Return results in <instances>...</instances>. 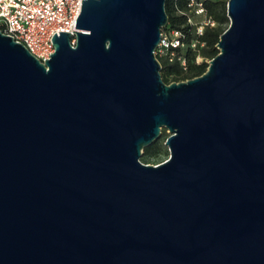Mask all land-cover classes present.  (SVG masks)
<instances>
[{
    "label": "water",
    "instance_id": "water-1",
    "mask_svg": "<svg viewBox=\"0 0 264 264\" xmlns=\"http://www.w3.org/2000/svg\"><path fill=\"white\" fill-rule=\"evenodd\" d=\"M228 16L171 83L166 0H83L46 61L0 27V264H264V0Z\"/></svg>",
    "mask_w": 264,
    "mask_h": 264
},
{
    "label": "built area",
    "instance_id": "built-area-1",
    "mask_svg": "<svg viewBox=\"0 0 264 264\" xmlns=\"http://www.w3.org/2000/svg\"><path fill=\"white\" fill-rule=\"evenodd\" d=\"M197 6L196 13L204 14L202 2L190 3ZM83 0H0V27L25 46L42 61L50 59L56 48L53 37L60 31L73 34L72 44L76 43L74 30L78 31L77 19L82 12ZM191 20V19H190ZM192 21V20H191ZM215 22L204 18L197 24V33L201 35L205 24ZM184 34L177 29L162 30V39L156 49L158 57L169 61L178 60L187 68L185 57L177 48L185 45ZM196 46V42L192 44ZM201 57H198L200 61Z\"/></svg>",
    "mask_w": 264,
    "mask_h": 264
},
{
    "label": "trees",
    "instance_id": "trees-1",
    "mask_svg": "<svg viewBox=\"0 0 264 264\" xmlns=\"http://www.w3.org/2000/svg\"><path fill=\"white\" fill-rule=\"evenodd\" d=\"M193 0H166V10L169 15V23L164 30L177 29L183 32L185 45L177 50L186 59L187 68L180 61H169L165 57H159L162 63V76L165 82L182 81L202 75L208 69V59L214 58L219 52L217 44L222 33L229 27L228 16L229 0H194L202 2L204 14H197V6L190 3ZM203 16L215 22L214 25L205 24L201 35L197 33V24L202 20L193 21V18ZM192 21H191V20ZM196 42L194 47L192 44ZM198 57L202 60L198 61ZM166 130H163L165 132ZM158 142L145 148L147 154L156 148Z\"/></svg>",
    "mask_w": 264,
    "mask_h": 264
},
{
    "label": "rangeland",
    "instance_id": "rangeland-1",
    "mask_svg": "<svg viewBox=\"0 0 264 264\" xmlns=\"http://www.w3.org/2000/svg\"><path fill=\"white\" fill-rule=\"evenodd\" d=\"M216 1V0H215ZM203 16H195L193 18V21H199V20H203ZM202 60V59H200ZM211 59H208V62L210 63ZM164 130H166L165 132L162 133V135L160 136V138L155 141L158 142V145L156 148H154L150 153H146L144 152L141 156V160L145 163H151V164H158L161 163L163 161H166L169 157H170V150L168 145H166V140L167 137L170 135V132L167 128H165Z\"/></svg>",
    "mask_w": 264,
    "mask_h": 264
}]
</instances>
